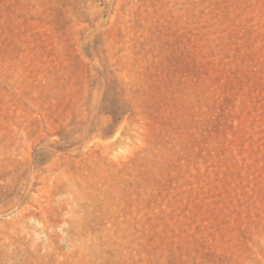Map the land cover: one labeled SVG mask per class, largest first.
Returning a JSON list of instances; mask_svg holds the SVG:
<instances>
[{"label":"rangeland","instance_id":"obj_1","mask_svg":"<svg viewBox=\"0 0 264 264\" xmlns=\"http://www.w3.org/2000/svg\"><path fill=\"white\" fill-rule=\"evenodd\" d=\"M0 264H264V0H0Z\"/></svg>","mask_w":264,"mask_h":264}]
</instances>
